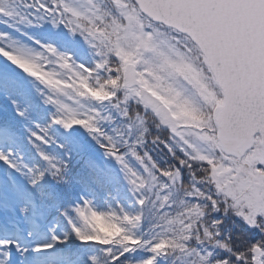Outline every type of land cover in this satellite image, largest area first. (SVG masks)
Wrapping results in <instances>:
<instances>
[{"label": "snow or ice", "instance_id": "snow-or-ice-1", "mask_svg": "<svg viewBox=\"0 0 264 264\" xmlns=\"http://www.w3.org/2000/svg\"><path fill=\"white\" fill-rule=\"evenodd\" d=\"M0 264H264V0H0Z\"/></svg>", "mask_w": 264, "mask_h": 264}]
</instances>
